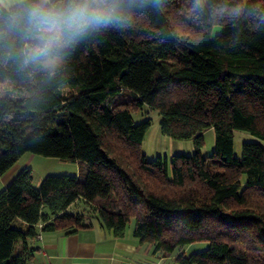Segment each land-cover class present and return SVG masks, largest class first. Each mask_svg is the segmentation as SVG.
Wrapping results in <instances>:
<instances>
[{"label": "trees", "instance_id": "16d2710c", "mask_svg": "<svg viewBox=\"0 0 264 264\" xmlns=\"http://www.w3.org/2000/svg\"><path fill=\"white\" fill-rule=\"evenodd\" d=\"M107 5L109 22L54 67L25 63L22 41L0 39V178L26 153L79 166L39 188L25 168L0 191V264H32L30 242L88 228L85 216L117 238L133 219V237L174 264H264V0ZM143 106L195 152L148 161L150 121L131 117ZM234 131L259 142L236 157ZM76 202L86 209L68 212ZM197 243L207 247L183 254Z\"/></svg>", "mask_w": 264, "mask_h": 264}, {"label": "clouds", "instance_id": "9594fccd", "mask_svg": "<svg viewBox=\"0 0 264 264\" xmlns=\"http://www.w3.org/2000/svg\"><path fill=\"white\" fill-rule=\"evenodd\" d=\"M107 0H0V39L11 34L24 43L25 63L54 67L88 31L106 24Z\"/></svg>", "mask_w": 264, "mask_h": 264}, {"label": "crops", "instance_id": "0c3cea01", "mask_svg": "<svg viewBox=\"0 0 264 264\" xmlns=\"http://www.w3.org/2000/svg\"><path fill=\"white\" fill-rule=\"evenodd\" d=\"M17 173L11 169L0 178L1 190ZM85 223L91 226L70 235L41 233L30 242L37 249L32 264H164L168 260L152 256V247L135 239L133 228L117 238L95 218L85 216Z\"/></svg>", "mask_w": 264, "mask_h": 264}, {"label": "rangeland", "instance_id": "374dc122", "mask_svg": "<svg viewBox=\"0 0 264 264\" xmlns=\"http://www.w3.org/2000/svg\"><path fill=\"white\" fill-rule=\"evenodd\" d=\"M205 3L213 0H203ZM246 3L247 0H242ZM220 28L216 27L213 34L219 32ZM131 117L134 124H140L146 120L150 121V126L147 129L144 139L140 145V152L145 156L148 161L154 160L156 157L166 156L167 159L177 155H191L195 152V146L192 140H175L164 136L160 132V116L158 112L150 110L147 106L141 107L139 110L131 111ZM203 146L201 148L202 156L206 157L211 154L215 143V133L213 129L206 130L203 134ZM234 155L240 157L241 144L243 142H259L256 138L252 137L246 132L234 131ZM31 171L33 186L39 188L42 180L47 176L59 175H75L79 171L78 164L65 162L54 158H45L38 155L29 153L24 154L14 164L11 169H17L20 172L23 169ZM10 169V170H11ZM1 190V186H0ZM86 207L81 202H76L72 205L68 212L75 213L84 211ZM14 226H17L14 224ZM18 227V226H17ZM133 228V219L130 220L127 229ZM207 247L206 243H197L191 245L184 250V255L189 256L193 252L204 250ZM164 264H174V258L169 257Z\"/></svg>", "mask_w": 264, "mask_h": 264}, {"label": "built area", "instance_id": "2783aa9c", "mask_svg": "<svg viewBox=\"0 0 264 264\" xmlns=\"http://www.w3.org/2000/svg\"><path fill=\"white\" fill-rule=\"evenodd\" d=\"M42 264H48V263H42Z\"/></svg>", "mask_w": 264, "mask_h": 264}]
</instances>
